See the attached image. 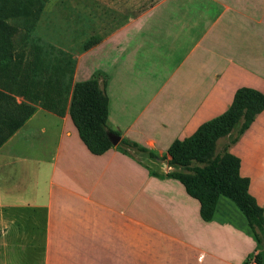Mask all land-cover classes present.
Wrapping results in <instances>:
<instances>
[{
  "label": "crops",
  "instance_id": "0c3cea01",
  "mask_svg": "<svg viewBox=\"0 0 264 264\" xmlns=\"http://www.w3.org/2000/svg\"><path fill=\"white\" fill-rule=\"evenodd\" d=\"M63 19L81 44L73 83L103 81L115 141L87 149L69 94L62 114L38 106L1 144L0 264H256L249 226L221 197L203 220L167 176V149L237 88L264 93V0H73ZM228 150L264 216V110Z\"/></svg>",
  "mask_w": 264,
  "mask_h": 264
},
{
  "label": "trees",
  "instance_id": "16d2710c",
  "mask_svg": "<svg viewBox=\"0 0 264 264\" xmlns=\"http://www.w3.org/2000/svg\"><path fill=\"white\" fill-rule=\"evenodd\" d=\"M12 1L0 0V43L8 37L4 19L16 13ZM74 67L75 60L65 56L37 60L30 77L37 80L35 77L42 76L50 89L44 96H33V100H41V107L62 114L71 94L68 113L78 135L91 153L101 154L113 145L112 132H108L106 124L108 99L103 81L100 83L94 75L73 83ZM35 108L22 104L17 115L0 111V146ZM263 110L264 93L247 86L239 87L223 113L202 123L189 137L175 140L167 149V176L177 179L187 194L199 202L201 218L210 220L218 199L226 197L245 216L257 243L264 240L263 209L248 191L249 180L239 175V158L228 149ZM219 139L225 142L217 152ZM132 147L135 146L123 141L120 149L130 153Z\"/></svg>",
  "mask_w": 264,
  "mask_h": 264
},
{
  "label": "rangeland",
  "instance_id": "374dc122",
  "mask_svg": "<svg viewBox=\"0 0 264 264\" xmlns=\"http://www.w3.org/2000/svg\"><path fill=\"white\" fill-rule=\"evenodd\" d=\"M12 3L16 13L4 19L8 37L0 43V111L17 115L22 104L41 106V100H33V96H44L50 89V84L44 83L42 76L35 77L37 80L30 77L35 62L61 56L75 60L81 44L73 35L65 33L67 23L61 20V16L63 18L65 13L73 11V0H13ZM224 142L218 140L217 152L221 151ZM129 151L145 160H154V164L161 159L137 147L129 148ZM219 202L220 205L223 202L230 204L248 225L245 216L231 200L221 197ZM257 244L261 250L250 260L264 264V240Z\"/></svg>",
  "mask_w": 264,
  "mask_h": 264
},
{
  "label": "water",
  "instance_id": "95a60500",
  "mask_svg": "<svg viewBox=\"0 0 264 264\" xmlns=\"http://www.w3.org/2000/svg\"><path fill=\"white\" fill-rule=\"evenodd\" d=\"M110 137H111L112 142H114L115 140L112 138V136H110Z\"/></svg>",
  "mask_w": 264,
  "mask_h": 264
}]
</instances>
